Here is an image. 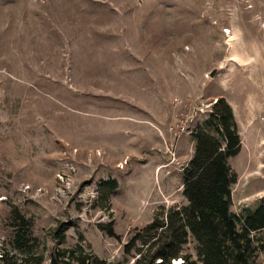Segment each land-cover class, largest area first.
I'll use <instances>...</instances> for the list:
<instances>
[{
    "label": "rangeland",
    "instance_id": "rangeland-1",
    "mask_svg": "<svg viewBox=\"0 0 264 264\" xmlns=\"http://www.w3.org/2000/svg\"><path fill=\"white\" fill-rule=\"evenodd\" d=\"M220 98L243 146L228 163L238 214L264 199V0H0V255L17 232L41 264L76 247L134 264L132 235L186 205L183 163L157 148ZM183 254L196 257L192 237Z\"/></svg>",
    "mask_w": 264,
    "mask_h": 264
},
{
    "label": "trees",
    "instance_id": "trees-1",
    "mask_svg": "<svg viewBox=\"0 0 264 264\" xmlns=\"http://www.w3.org/2000/svg\"><path fill=\"white\" fill-rule=\"evenodd\" d=\"M194 152L183 168L182 196L186 205L172 206L163 216L156 213L151 223L135 232L123 252H134V264H172L182 258L181 264H264V199L254 209L231 211V189L237 181L228 160L241 148L238 127L231 108L220 98L205 124L194 130ZM110 190L116 183H105ZM14 219L25 224L19 214ZM116 240L112 225L102 229ZM66 224L54 232L55 240H63ZM189 237L196 243L195 258L183 254ZM16 232L13 253L0 255L1 264H41L42 257H32L23 249ZM83 256V257H82ZM51 264H119L108 263L95 256L82 255V249L54 250Z\"/></svg>",
    "mask_w": 264,
    "mask_h": 264
},
{
    "label": "crops",
    "instance_id": "crops-1",
    "mask_svg": "<svg viewBox=\"0 0 264 264\" xmlns=\"http://www.w3.org/2000/svg\"><path fill=\"white\" fill-rule=\"evenodd\" d=\"M166 141H168L169 145H171V148L173 146V150L175 152V157H173V159L175 158V161L177 160L178 163H183L182 169H180L178 171V175L176 176L178 181L180 182V190L182 192V183H183L182 172H183V168L186 166V164L189 162V160L191 159V157L193 155L194 147H195V140H194L193 136L188 137V134H185V135L180 136L179 139L177 140V143H175L174 145L172 144L170 139H167ZM242 145H243V143H242ZM242 148H243V146H241V150H242ZM241 150H240V153H241ZM240 153H238L235 157H232V159L236 158ZM163 155H164L165 159L162 160L160 163H172L170 161V156L165 155V154H163ZM230 160H231V158L228 160V163H230ZM147 163H158V161L147 162ZM166 168H169V166ZM150 172L153 174V169H151ZM233 172L235 173V171H233ZM159 177L160 178H159L158 184L161 185V187L163 186V190H165L164 185L166 183H168V178L163 176L162 172H160ZM151 180H152L151 178L148 179V186L152 184Z\"/></svg>",
    "mask_w": 264,
    "mask_h": 264
},
{
    "label": "built area",
    "instance_id": "built-area-1",
    "mask_svg": "<svg viewBox=\"0 0 264 264\" xmlns=\"http://www.w3.org/2000/svg\"><path fill=\"white\" fill-rule=\"evenodd\" d=\"M263 120V118H261ZM195 122V114L189 113L187 115H184L181 119L177 121V123L174 125L173 129L170 131H173V134L176 138H179L182 135L185 134H192L194 133L193 129H191V125ZM163 148L158 147L157 151L159 153H168L171 155V157H175V154L173 153V149L171 148V145H169L166 141H163ZM172 149V150H171Z\"/></svg>",
    "mask_w": 264,
    "mask_h": 264
},
{
    "label": "bare ground",
    "instance_id": "bare-ground-1",
    "mask_svg": "<svg viewBox=\"0 0 264 264\" xmlns=\"http://www.w3.org/2000/svg\"><path fill=\"white\" fill-rule=\"evenodd\" d=\"M228 33V32H227ZM233 34V33H232ZM227 37H229V41H233V42H236L235 41V39H234V36H232L231 34H230V32H229V35L227 36ZM178 263H176V261H175V263H173V264H179L180 263V261H177Z\"/></svg>",
    "mask_w": 264,
    "mask_h": 264
},
{
    "label": "water",
    "instance_id": "water-1",
    "mask_svg": "<svg viewBox=\"0 0 264 264\" xmlns=\"http://www.w3.org/2000/svg\"><path fill=\"white\" fill-rule=\"evenodd\" d=\"M216 74V69L212 70L210 73H209V76L210 77H213L214 75ZM182 262V260H181ZM173 264V263H172Z\"/></svg>",
    "mask_w": 264,
    "mask_h": 264
}]
</instances>
